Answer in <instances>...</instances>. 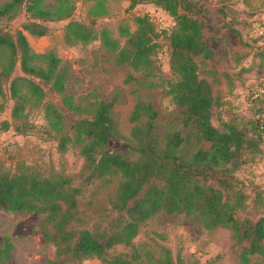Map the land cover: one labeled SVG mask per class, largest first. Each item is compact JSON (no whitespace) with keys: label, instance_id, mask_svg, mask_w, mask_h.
<instances>
[{"label":"trees","instance_id":"1","mask_svg":"<svg viewBox=\"0 0 264 264\" xmlns=\"http://www.w3.org/2000/svg\"><path fill=\"white\" fill-rule=\"evenodd\" d=\"M77 1L10 0L0 4V18H12L24 7L30 20L24 23L23 30L42 36L49 27L41 21L70 18ZM140 3L161 8L173 17L174 23L159 29L149 13L138 14L134 17L136 29L126 31L122 46L106 29L101 33L102 42L116 52L117 63L128 68L127 80H132L133 72L151 69L155 53L160 52L158 38L164 33L175 77L168 81L167 92L177 106L184 108L193 127L184 134L170 130L159 136L155 125L157 112L152 104L138 100L131 113L133 127L126 137L127 149L114 151L109 141L119 134V129L112 99L100 100L89 117H81L72 125L77 137L85 141L80 151L85 158L84 179L108 182L112 176L120 177L112 200L116 216L103 231L76 226L79 189L72 186L71 179L40 175L23 161L13 169H5L0 162V208L43 214L45 237L54 243L59 258L96 256L106 264H135L141 253L134 239L144 222L161 212L199 215L206 229L230 228L245 262L252 255L264 258V214L253 215V209L264 203L263 198L256 201L255 197L249 202L250 191L256 187H246L234 174L242 164L243 150L252 141L229 118L242 110L232 102L238 90L246 92L250 87L264 86L247 85L249 75L258 73L254 67L256 54L264 57V21L256 19L255 25L250 20V32L242 35L236 27L240 19L226 9L205 7L195 0H131L130 8ZM206 13L222 18L224 27L248 49V64H240L236 71L218 67L219 56L207 41L199 19ZM229 16L233 18L229 20ZM240 24L243 26L244 22ZM23 30L12 34L0 29V97L6 96L7 83L10 97L15 100L13 118L24 116L29 99L36 105L43 100L46 90L42 83L51 84L62 94L64 107L77 109L71 105V95L65 94L67 62L53 50L44 54L33 52ZM64 32L69 43L97 37L92 26L76 20L68 22ZM228 37L224 32L218 35L224 43ZM18 66L24 75L14 74ZM223 87L220 95L218 91ZM246 100L251 116L248 121L264 143V94ZM2 108L0 104V111ZM46 108L52 114L53 125H59L57 130L62 131L64 113L51 104ZM216 109L225 118L220 124L213 119ZM6 124L8 128L10 125ZM13 125L14 132L22 134L21 127ZM69 137L61 134L59 150L66 149ZM116 245H122L123 251L113 252ZM11 247L8 239L0 244V262L11 256Z\"/></svg>","mask_w":264,"mask_h":264},{"label":"rangeland","instance_id":"2","mask_svg":"<svg viewBox=\"0 0 264 264\" xmlns=\"http://www.w3.org/2000/svg\"><path fill=\"white\" fill-rule=\"evenodd\" d=\"M10 0H0V4ZM45 3H56V0H44ZM199 5L226 9L234 12L240 20L236 23L242 35L250 32V20L257 25L256 19L264 21V0H195ZM131 0H78L74 14L59 21H41L49 27L47 34L39 36L23 30V25L30 20V14L23 7L12 17L0 18V29L16 34L23 30L35 53L44 54L55 51L68 64L66 79V95H71V105L77 109L64 107L62 94L51 84L42 83L46 93L39 104H33L29 99L21 119L12 116L15 100L10 97L8 84L5 83L4 99L0 97L3 108L0 111V162L5 169H13L23 161L35 172L44 176L61 175L71 179L72 186L79 189L77 227L92 231H103L109 228L111 219L116 216L112 211V200L115 196L119 175L105 180L87 181L84 179L85 158L81 154L84 144L72 125L81 117H89L100 100H114L112 109L117 121L119 134L109 141L114 151H126L127 139L131 133L133 122L131 113L138 100L152 104L157 112L155 118L156 131L162 136L166 131L183 132L193 127L187 120L184 108L177 106L169 96L167 83L174 80L170 60L164 43L168 37L160 33L158 42L159 55L155 57L151 69H140L133 72L134 78L127 80L128 68L116 61V52L105 46L101 39L103 29L119 40L122 46L127 30L136 29L134 17L149 13L158 20L157 27H170L173 17L161 8L151 3H140L130 8ZM233 16H229L230 20ZM199 19L203 23V31L209 44L219 56V68L239 70L240 64H248V49L238 38L229 35L224 43L218 35L227 31L224 20L218 16L202 14ZM76 20L94 28L97 37L91 41H76L69 43L65 39V25ZM244 25L242 26V23ZM253 24V26H254ZM162 25V27H161ZM249 39V38H247ZM258 60L254 67L256 74H250L247 85L254 86L264 83V57L256 54ZM241 62V63H240ZM15 75H24L18 66ZM218 89L220 87H217ZM225 87L218 91L222 95ZM238 115H229L233 123L242 127L251 146L243 150L241 166L235 171V177L250 191L249 202L264 201V143L258 134L252 130L249 104L245 91L238 90L232 98ZM59 108L63 113L64 127L58 131L53 125L52 114L47 112V105ZM236 113V112H235ZM241 113V114H240ZM213 119L221 123L222 117L217 109ZM230 121V120H229ZM8 123L10 126L5 128ZM19 125L22 134L14 132V125ZM61 132V133H60ZM61 134H69L70 140L64 151L59 150ZM255 144V145H253ZM207 146V144H206ZM253 215L264 214V203L253 209ZM45 216L37 212L6 211L0 208V244L9 240L11 256L0 264H106L96 256L82 259H67L57 256V248L44 234ZM141 258L135 264H196L199 258L209 261V264H264L260 255H252L248 262L241 257V248L230 228L216 227L206 229L199 215L168 214L161 212L146 220L134 239ZM123 251L122 245H116L113 252Z\"/></svg>","mask_w":264,"mask_h":264},{"label":"built area","instance_id":"3","mask_svg":"<svg viewBox=\"0 0 264 264\" xmlns=\"http://www.w3.org/2000/svg\"><path fill=\"white\" fill-rule=\"evenodd\" d=\"M152 17V19L158 24V20L159 19H155L152 15H150ZM162 27V25H161ZM264 94V86H255V87H250L246 90L245 92V97L247 99H255V98H258L260 96H262ZM2 134V131L0 129V135ZM198 264H208V260L207 259H204V258H199V263Z\"/></svg>","mask_w":264,"mask_h":264},{"label":"crops","instance_id":"4","mask_svg":"<svg viewBox=\"0 0 264 264\" xmlns=\"http://www.w3.org/2000/svg\"><path fill=\"white\" fill-rule=\"evenodd\" d=\"M227 29V28H226ZM224 33H227L228 35H230V32L228 31V29H227V31H224ZM248 58V57H247ZM248 60H249V58H248Z\"/></svg>","mask_w":264,"mask_h":264}]
</instances>
